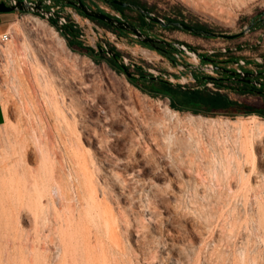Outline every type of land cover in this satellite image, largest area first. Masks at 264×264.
<instances>
[{"label": "rangeland", "instance_id": "1", "mask_svg": "<svg viewBox=\"0 0 264 264\" xmlns=\"http://www.w3.org/2000/svg\"><path fill=\"white\" fill-rule=\"evenodd\" d=\"M126 1L138 2L152 15L164 21L169 19L188 25L199 24L213 32L228 35L240 33L251 20L263 19L261 17L264 14V0ZM0 2L8 3L9 0ZM91 4L108 12L113 10L99 0ZM14 13L18 14L10 25L19 27V32L15 34L6 31L10 41L1 45L10 44V47L0 51V159L6 158L0 164V170L6 163H15L18 160V154L12 148L13 144L16 149L24 147L27 151V166L37 170L40 168L41 158L33 137L40 133L38 114L43 105V97L39 87L33 82L32 58L20 61L16 55L26 33H34L30 18H38L48 29L56 30L43 14ZM121 18L137 27L145 36L165 41L167 44L160 49H154L124 30L113 32L119 41H111L108 34L112 30L102 26H97L96 30L92 23L85 25L81 22L84 36L82 42L85 47H92L95 54L98 52V45L118 49V53L129 63L172 85L199 88L201 86L197 79L209 76L219 80L226 76L220 71L206 68L209 62L202 57L221 61L223 65L220 66L224 68H233L232 62L243 59L247 71L263 72V82H258V87L264 83V26L259 25L238 38L227 40L201 38L184 31L166 30L147 20L143 26L139 23L138 12L133 10H126ZM41 35L38 40L46 44L47 39ZM58 35L67 49L77 56L71 68L65 63L63 68L65 74L74 73L77 77L75 92L85 100L87 106L88 121L78 125L80 142L92 158L93 164L104 169L96 170L94 176L101 188L108 191L111 206L127 211L128 223L121 222V238L124 246L129 248L135 264H177V260L181 264H195L196 260L198 264H218L214 248H227L232 252L234 248L241 246L246 248L255 264H264L263 232L259 225L255 195L248 188L238 191L236 179L231 181L232 189L237 192L231 199V206L235 208L232 216L237 225V234L235 233V237L228 244L225 240L227 224L231 219L227 209L221 214L216 213L218 207L215 205L210 171L216 147L211 146L205 130L192 129L188 121V114L192 113L177 111L180 122L169 124L168 132L174 136V143L153 135L151 128L154 118L163 115L165 106L171 108L169 98L153 96L139 90L131 84L125 73L113 70L103 60L96 62L87 55L72 51L65 38ZM180 43L185 44L183 46L187 52L194 56L182 50ZM188 46L195 51H191ZM223 48L226 53L221 52ZM140 49L149 52L144 57L140 54ZM209 51L213 52L208 54ZM194 52H198V56ZM118 61L120 63L119 58ZM135 69L129 70L134 73ZM143 86L149 91H155L153 86ZM230 86L237 88L235 84ZM227 92L231 94L234 102L245 106L247 110H264V100L257 94L240 98L241 94L234 90ZM238 117L245 116L217 115L207 118L235 120ZM193 137L199 139V145ZM106 141L110 143L108 149ZM117 159L125 163H119ZM55 160L62 163L60 157ZM59 163L55 168L60 166ZM125 166L127 170L140 169L137 173L140 182L130 183L126 187L108 172L123 174ZM21 225L25 230L33 229L29 216H24Z\"/></svg>", "mask_w": 264, "mask_h": 264}, {"label": "bare ground", "instance_id": "2", "mask_svg": "<svg viewBox=\"0 0 264 264\" xmlns=\"http://www.w3.org/2000/svg\"><path fill=\"white\" fill-rule=\"evenodd\" d=\"M30 20L34 33H26L16 56L20 61L32 58L33 82L42 92L40 133L33 137L41 165L37 170L30 169L25 160L27 151L13 144L18 160L0 170V264H135L121 238V222L128 223L127 211L111 206L108 191L94 176L96 170L104 169L93 164L80 142L78 125L88 121L87 106L75 92L77 77L65 74L63 68L64 63L71 68L77 56L43 21L34 17ZM19 29L12 24L8 32L17 34ZM40 34L47 39L46 44L38 40ZM9 47L0 44V51ZM188 121L193 130H205L211 146L216 147L211 181L216 213L227 209L231 219L225 235L227 244L237 232L232 216L235 208L231 206V199L237 195L231 186L233 179L237 180L238 191L248 188L254 193L264 240V119L256 115L230 120L188 114ZM179 122V113L165 106L163 115L154 118L152 133L174 143L168 126ZM194 140L199 145V139ZM106 144L108 149L110 143ZM57 153L62 163L55 160L59 158ZM1 159L3 164L6 158ZM58 163L59 169L55 168ZM124 168L123 174L108 172L126 187L140 182L139 168ZM24 216H29L33 229L22 227ZM213 250L218 264L254 263L244 246L232 252L227 248ZM176 263L181 264L179 260Z\"/></svg>", "mask_w": 264, "mask_h": 264}, {"label": "trees", "instance_id": "3", "mask_svg": "<svg viewBox=\"0 0 264 264\" xmlns=\"http://www.w3.org/2000/svg\"><path fill=\"white\" fill-rule=\"evenodd\" d=\"M126 1V0H123ZM138 5V2H134ZM144 7L143 5H141ZM114 10L124 13L127 8H122L119 6H113ZM80 15L84 18H87L82 12L78 11ZM23 13V12H19ZM90 19V18H88ZM138 20L143 26L147 23L145 16L138 13ZM169 21V19H167ZM51 26H54V21H49ZM100 26L110 29L114 32L118 30L113 29L112 27L99 23ZM200 29H207L203 25L193 24L191 25ZM166 30H178L174 28H164ZM180 31V30H179ZM61 35L65 38L68 47L79 54L87 55L90 58H93L96 62L103 60L109 67L118 72L125 73L128 76V80L136 88L143 92H148L153 96H165L170 100V107L176 111H187L194 115H202L203 117H214L217 115L235 117V116H251L256 115L261 118H264V110L262 109H252L247 110L245 106L237 104L231 100L225 91L234 90L239 94H257L260 98L264 100V83H261V87L246 86L242 83H236L231 78L222 77L219 80L212 79L211 83L216 86V89H210L205 86L208 82L205 79H197L198 84L201 86L199 88L184 87L181 85H172L168 81L153 77L152 75L146 73L141 67L135 66L134 73L128 71V68L119 63L118 57L119 54L115 52V49H109L114 55L107 56L106 52L103 51L102 47L98 45V52L95 54V50L92 47H85L84 43L79 38L80 30L77 27H74L71 24L66 25L61 29ZM185 45L183 43H180ZM191 51H195L194 48L188 46ZM176 50V49H174ZM171 58V57H169ZM204 57H202L203 59ZM174 62V59H170ZM263 76V74H262ZM263 79L262 77H260ZM235 84L237 88H233L230 85ZM143 85L153 86L155 91H149Z\"/></svg>", "mask_w": 264, "mask_h": 264}, {"label": "water", "instance_id": "4", "mask_svg": "<svg viewBox=\"0 0 264 264\" xmlns=\"http://www.w3.org/2000/svg\"><path fill=\"white\" fill-rule=\"evenodd\" d=\"M112 3L119 6V7L127 8L130 10L136 11L139 14L145 16V18L148 22L156 23L163 28H169L170 27V28L178 29L180 31H184L188 34H191V35L196 36V37H201V38H220V39L232 40V39L238 38L239 36H241L245 33H248L249 31H251L252 26H253V23L249 22L246 25V27L244 28V30L241 31L240 33L235 34V35H228V34H224V33L213 32L209 29L196 28V27H193L191 25H188V24H186L184 22H180V21H172V20L164 21V20L152 15L146 8L142 7L141 5L136 4L134 2H131V1L113 0ZM67 5L72 6L75 9L81 11L87 18H93V19H96L98 21H101V22L105 23L106 25L112 27L115 30H124V31H127L129 33L134 34L135 37L138 38L143 44L149 45L150 47H152L154 49H158V47H157L158 44H161V45L167 44L165 41L145 36L143 33H141L139 31V29L137 27H135L134 25H132L129 22L119 21L115 18L108 16L107 14H103V13H100L97 11L90 10L88 7L84 6L79 0H77L76 2L67 3ZM13 12H23V13L34 12V13H40V14L45 13V11H43L41 8L40 2H37L34 5H31L29 3H26V2L20 1V0H15V3L10 4V5H7L5 2H0V13H13ZM92 25L95 28L97 27L94 24H92ZM260 25L264 26V18L260 20ZM108 53L111 55H114L111 51H109ZM194 54L198 56L199 53L194 52ZM203 60L206 62H209V63L218 62V61H216L214 59H210L208 57H204ZM214 70L225 73L231 77L236 75V73L234 71H231V70L226 69V68L221 67V66H214ZM258 74L259 73H257V72H253V73L245 72L239 78H231L229 80H232L234 82H242V81H244V77H246V76L256 77ZM204 79L205 80H212L214 78L206 77ZM253 84L259 85L260 83L254 82Z\"/></svg>", "mask_w": 264, "mask_h": 264}, {"label": "built area", "instance_id": "5", "mask_svg": "<svg viewBox=\"0 0 264 264\" xmlns=\"http://www.w3.org/2000/svg\"><path fill=\"white\" fill-rule=\"evenodd\" d=\"M20 1H24V2L29 3L31 5H34L35 3L40 2L42 10L45 11V13L43 15L45 16L48 23H49V21H54L55 24H54V26H52V28L54 30H56L57 34H61V29H63L66 25L71 24L80 30L79 38L81 39V41H82V39H84L83 31H82L83 25L81 24V22H84L83 24H85V25H89L90 22L86 18L82 17L74 7L59 3L56 0H20ZM8 3H9V5L14 4L15 0H9ZM106 13L108 16H110L112 18H115L119 21H124L121 18L122 13H120L119 11L112 10L111 12L106 11ZM96 30H98V27H96ZM113 32L114 31H112L111 33L108 34L111 41H114V40L119 41V39H117L115 37V34ZM9 38H10V36L8 33H4V34L0 35V44L8 41ZM115 46H116V48H118L117 45H115ZM180 47L182 50L187 52V49L185 48V46L181 45ZM102 49H103V51L106 52V54H108V52L110 51L109 49H112V48H108L107 46H104V47H102ZM113 49H115V48H113ZM117 50L115 49V52L117 54H119ZM140 50H141L140 54L144 57L146 56L147 52H149L146 49H140ZM212 52L213 51H209L208 54H211ZM221 52L226 53V49L225 48L221 49ZM187 54L193 55L192 53H189V52H187ZM118 58L120 59V63L128 68L129 72H130V70H129L130 68H132V69L135 68L134 64L129 63L128 60L125 57H122L120 54H119ZM218 62L221 63V61H218ZM232 66H233V68H226V69L234 71L236 73V76H238V77L243 75L245 72H249L246 69V62L243 59H238L235 62H232ZM206 68L213 70L214 69L213 63H209ZM207 77H209V76H207ZM206 81H208V82L205 84V86L207 88L213 89L214 85H213V83H211V80H206ZM193 82H195V80H193ZM213 90H215V89H213Z\"/></svg>", "mask_w": 264, "mask_h": 264}, {"label": "flooded vegetation", "instance_id": "6", "mask_svg": "<svg viewBox=\"0 0 264 264\" xmlns=\"http://www.w3.org/2000/svg\"><path fill=\"white\" fill-rule=\"evenodd\" d=\"M57 2H59V3H62V4H66L67 5V3H70V2H76L77 0H56ZM84 6H86V7H88L90 10H93V11H97V12H100V13H103V14H107L106 13V11L102 8V7H94L91 3L92 2H94L95 0H79ZM99 1H101V2H103V3H105L107 6H109V7H111L113 10H114V8H113V6H117V5H115V4H113L112 3V1L113 0H99ZM7 5H9V3H7V2H5ZM77 10V9H76ZM77 11H79V10H77ZM81 12V11H80ZM82 16V15H81ZM83 17V16H82ZM261 18H264V14L262 15V17ZM90 23H92V24H94V25H96V26H100L99 25V23H103V22H101V21H98V20H96V19H93V18H90V19H88V18H86ZM260 20L261 19H253V20H251L250 22H252L253 23V26H252V29L251 30H253V29H255V28H257L259 25H260ZM105 24V23H104ZM157 47H158V49H160L161 47H162V45L161 44H158L157 45ZM214 64V66H220V65H223L222 63H219V62H216V63H213ZM220 73H222V72H220ZM248 73H251V72H248ZM259 74L256 76V77H249V76H246V77H244V81H242V82H236V83H242V84H244V85H246V86H254V87H258L259 85H254L253 83L255 82H263V79H261L260 77L262 76V74H263V72H258ZM222 74H224V75H226L225 77L226 78H239L238 76H233V77H231V76H229V75H227V74H225V73H222Z\"/></svg>", "mask_w": 264, "mask_h": 264}, {"label": "crops", "instance_id": "7", "mask_svg": "<svg viewBox=\"0 0 264 264\" xmlns=\"http://www.w3.org/2000/svg\"><path fill=\"white\" fill-rule=\"evenodd\" d=\"M18 13H0V35L4 34L6 31H9L8 27L10 25V23L13 21V18L15 16H17ZM11 26V25H10ZM225 93H227L228 97L232 99L231 94L227 91H225ZM246 96H250L249 94H242L239 95L240 98H244ZM238 103H241V101L236 100Z\"/></svg>", "mask_w": 264, "mask_h": 264}]
</instances>
